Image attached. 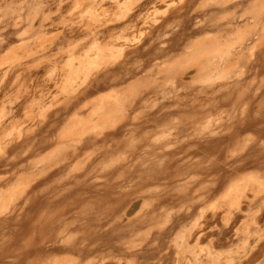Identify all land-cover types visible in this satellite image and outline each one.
I'll use <instances>...</instances> for the list:
<instances>
[{
    "label": "rangeland",
    "instance_id": "obj_1",
    "mask_svg": "<svg viewBox=\"0 0 264 264\" xmlns=\"http://www.w3.org/2000/svg\"><path fill=\"white\" fill-rule=\"evenodd\" d=\"M52 1H0V36L18 16L60 14L33 42L23 34L0 51V70L40 61L41 83L58 73L0 143V264H187L169 244L205 222L229 228L230 241L191 243L201 261L189 264H264V0H65L57 12ZM125 13L143 17L108 50L126 41L136 51L95 67L91 102L54 122V105L83 80L54 56L79 39L92 47L83 26ZM69 29L80 34L63 42ZM30 82L11 88L0 114ZM99 104H123L124 117L110 107L98 127ZM83 125L94 129L78 146Z\"/></svg>",
    "mask_w": 264,
    "mask_h": 264
},
{
    "label": "bare ground",
    "instance_id": "obj_2",
    "mask_svg": "<svg viewBox=\"0 0 264 264\" xmlns=\"http://www.w3.org/2000/svg\"><path fill=\"white\" fill-rule=\"evenodd\" d=\"M0 1H2V0H0ZM21 1H23V0H21ZM226 1H228V0H221L218 3L220 5H222ZM64 2H65V0H57V4H56V6H54L55 8L57 7V9L54 10V7H53V11L60 10L62 7V3H64ZM32 4H33V1H32ZM28 5H29V3H28ZM44 14L41 15V17H39V18L35 17V16L30 17L28 15H27L28 16L27 17L25 15L24 17L18 16L15 20H12L13 22H12V24H10L11 27L9 28V26H8V29H10V30L7 29V31H4L5 33L1 31L2 33H4L3 34L4 36L3 35L0 36V51H2L9 43H11L14 38L24 37L23 34L25 35V38H22V40L24 41L25 45H28L29 43L34 41L32 39V36L34 35L35 32L41 31L42 29H44L46 27L52 28V26L54 24L60 23L59 22L60 20L58 22H56L57 16H60V14L57 16L55 15V12H54V16H51L49 14H48L49 16H46ZM17 15H18V13H17ZM132 17H133V14H126L125 13V15H122V17H119L120 19L117 18L116 21L111 22V20H110V22H108V23H105V24L103 23V25H101L99 28L96 27L97 29H95V30H90V28L88 27L89 25H86L85 27L83 26L82 30H84L85 32L89 30V35H88V37L86 36L85 39L86 38L92 39V41H93V43L91 42L93 45L92 47L89 46L88 48H86L84 46V43L86 42V40L82 41L81 39H79L78 40L79 43L77 42L78 44L72 46L71 48L65 49V50L59 49L58 52L56 53V55L54 54L55 55L53 58L54 60H56V59L63 60L64 59L68 69H70L75 75L83 77V80L81 81L80 86L74 88L72 90V93L67 97L66 100L56 104V106L54 105V107H53L55 110L53 113V115H54L53 121L54 122L62 113H67L69 110H71L73 108H76V111H80V110L84 109L91 102V100L88 99L89 95L92 94L95 90L102 87L101 80H100V74L94 70L95 67L97 68V66H100L101 64H106L107 62L111 61L112 57H116V58L119 57L120 58V56H122V53H124L125 51L129 50V53H133L136 51V49L132 48L130 46L131 44L127 43L126 41L122 42L118 46V49H116V51L109 52V50H108L109 49L108 46L111 42L114 43V41L119 40L121 38V36H120L121 30L135 28L136 23L143 16H142V14H139L133 19H132ZM24 22H26V24H24V26L27 25V27L24 28L25 32L22 31L23 33H21L19 31V29L23 26L22 24ZM120 23L122 24V27L118 30L114 29V27ZM145 23L147 25L148 23H150V21L147 19L145 21ZM71 24H72V22H71ZM45 30H47V29H45ZM116 31H118L119 33L117 34ZM17 32H20L21 34L17 35L16 34ZM30 32H32V34H30ZM62 32H63V30H62ZM70 32H71V34H66L64 32L62 33V41L63 42L67 41L69 39V37H71V36H74V35L77 36L80 34L79 32H74L72 29L70 30ZM107 37H110V38L106 39ZM47 48H49V47H47ZM44 49H46V48H44ZM51 49H52V47L50 48V50ZM211 50L212 51H210V52H214V51L216 52V51H218V47H214ZM38 51H36V53H35V51L32 53H29L28 54L29 58L34 59L38 55L37 54ZM130 58H131V56L125 58L124 63L127 64L128 62H126V61L129 60ZM194 58L199 59L197 57H194ZM48 60H50V58ZM199 60H201V59H199ZM51 61H53V60H51ZM48 62H50V61H48ZM200 62H202V61H200ZM62 64H63V62H62ZM201 64H204V62H202ZM56 65H58V64H56ZM39 67H40V61L36 62L35 64H26V63L19 60L14 67L10 66L9 68H6L4 70H0V108L3 107L7 93L14 86L26 85V82L29 79H31L30 83L32 84V86L33 87L35 86L34 88H28V87H24V86H23L24 88L19 87L18 88V95L16 94V97H17L16 101L13 104L14 106L13 105H12L13 107L10 106L11 108L9 110H7L5 113L0 114V143H4V147L11 143V139L8 140L6 138L7 137L6 136L7 130L9 129V127H11L13 125H18L20 127V130H22L23 126L25 125V123L27 121L26 115H27V107L29 105L28 98L30 96H32L34 99L36 93L41 98L43 93H44V92L42 93L43 89H46V88H44V86L48 87V86H50L51 83L56 84V82H57L56 76L58 75V73L50 75L48 78H46V80L49 82L46 81V83H44V82L41 83V80L39 79V69H38ZM107 72H108V70H104L102 72L103 73L102 76H107L108 75ZM127 73H129V71H127ZM68 74H69V72H68ZM47 93H49V92H47ZM51 105H52V103H51ZM110 107H113V110L120 111L122 113L121 119L124 117L125 108L123 107V104H114V105L99 104V106L94 111H92V114H95L97 119H98V123H99L98 127L101 126V122L103 121L102 118H103V116L108 114ZM129 107H130L129 109L133 108L132 106H129ZM54 122H53V124H54ZM49 123L50 122H48V124ZM83 123H84V121H80V123H78V124L82 125ZM81 127H83V129L80 130L79 134L76 136V139L74 140V143L78 146L83 145V143H85V142L91 141L89 134H87V133H89L92 129H94L93 126H89V127L84 128V125H83ZM27 130H25V131H27ZM57 137L60 138L61 135L58 133ZM106 137L104 139H106ZM22 145L23 144H20V145H18V147H22ZM76 149H77V146H73L71 149V153L73 154ZM8 163H9L8 160L6 158H3L0 160V167H5L8 165ZM250 198L251 199L248 198V200H249L248 205L256 203L257 200L254 196L250 197ZM245 200H247V199H245ZM239 202H241V201H239ZM0 207H3V204H1ZM240 210H241V207L238 205L237 211H240ZM211 226H213V225H211ZM211 226L208 222H205L204 225L199 223L194 228L192 227V229H189L188 231H184L183 233L180 234V241L179 242H173V243L169 244V254L171 252L176 254V256L178 258L177 261H183V259L185 260V258L189 257L190 261L193 260V262L195 263V261L197 260L196 263H198L201 260L195 255L194 251L192 250L191 243H197L200 240L206 239V238H210V241H212L216 245H221L224 242L230 241L229 237L227 236L229 231H230L229 228H227V227L224 229L222 228V229H219L217 232H214L211 230ZM213 234H216L217 236L216 237L214 236L215 238H213L212 237ZM261 240H262V238L259 235L257 241H261ZM263 241H264V239H263ZM253 244H255V243H253ZM210 255H211V253L209 252L207 254V256H210ZM190 261H188L186 263L189 264ZM103 262H105V261H103ZM103 262H102V264H103ZM177 263H180V262H177Z\"/></svg>",
    "mask_w": 264,
    "mask_h": 264
}]
</instances>
